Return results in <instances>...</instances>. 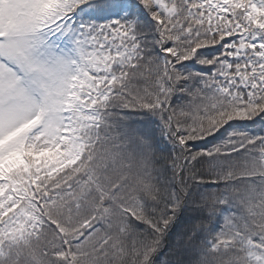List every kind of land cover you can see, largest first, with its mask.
Listing matches in <instances>:
<instances>
[{
    "label": "snow or ice",
    "instance_id": "1",
    "mask_svg": "<svg viewBox=\"0 0 264 264\" xmlns=\"http://www.w3.org/2000/svg\"><path fill=\"white\" fill-rule=\"evenodd\" d=\"M0 264H264V0H0Z\"/></svg>",
    "mask_w": 264,
    "mask_h": 264
}]
</instances>
